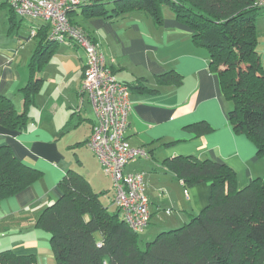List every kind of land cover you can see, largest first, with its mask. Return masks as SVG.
<instances>
[{"label": "crops", "instance_id": "0c3cea01", "mask_svg": "<svg viewBox=\"0 0 264 264\" xmlns=\"http://www.w3.org/2000/svg\"><path fill=\"white\" fill-rule=\"evenodd\" d=\"M113 8L112 3L104 6L110 17H86L77 8L70 18L97 46L115 79L130 86L125 137L147 157L129 162L124 172L142 175L150 212L142 233L151 240L187 223L210 197L206 183L185 188L165 165L167 159L194 157L225 164L237 174L241 189L264 177V156H258L245 134L234 132L228 119L231 104L222 95L217 74L209 70L207 50L193 43L190 28L167 5L161 6L160 23L143 10L115 14ZM8 9L0 4V96L9 98L21 112L20 90L30 79V63L38 47L35 36L45 23L17 17L19 26L10 30ZM33 28L35 36L30 35ZM256 29L264 67V8ZM56 45L48 49L44 67L34 73L43 82L28 110L27 129L17 132L0 125V146H8L21 163L41 173L29 187L0 201V252L10 249L17 255H32L35 264H57L49 234L35 222L60 197L58 183L68 170L81 174L96 193L101 182L109 179L113 196L108 206L116 209L112 181L102 174L86 144L95 120L90 104L80 100L78 93L85 53L73 42ZM165 75L166 79L177 75L179 82L173 78L162 82Z\"/></svg>", "mask_w": 264, "mask_h": 264}, {"label": "trees", "instance_id": "16d2710c", "mask_svg": "<svg viewBox=\"0 0 264 264\" xmlns=\"http://www.w3.org/2000/svg\"><path fill=\"white\" fill-rule=\"evenodd\" d=\"M111 12L143 10L156 23L167 5L177 20L191 30V39L209 54V70L217 74L222 95L231 104L229 122L235 133L245 134L264 155V67L257 52L256 19L262 11L256 0H103L82 6L86 17H110ZM6 6V1L0 3ZM8 6V5H7ZM9 8V6H8ZM10 30L19 26L9 8ZM69 20L72 25H77ZM48 25L35 37L38 47L30 63L31 76L21 88L23 110L0 96V125L13 131L27 129L28 110L42 85L35 78L47 63L54 44ZM162 82L179 77L162 76ZM129 86V85H128ZM130 88V86H129ZM207 130V127L204 126ZM204 130V131H205ZM165 165L185 188L206 183L208 205L184 225L141 241L116 206L109 211L87 180L68 170L58 183L60 197L38 216L35 226L49 234L57 264H264V177L239 189L237 174L227 165L194 157L167 159ZM41 173L21 163L8 146H0V201L26 189ZM32 255L0 252V264H35Z\"/></svg>", "mask_w": 264, "mask_h": 264}, {"label": "built area", "instance_id": "2783aa9c", "mask_svg": "<svg viewBox=\"0 0 264 264\" xmlns=\"http://www.w3.org/2000/svg\"><path fill=\"white\" fill-rule=\"evenodd\" d=\"M19 18L40 19L48 25V40L73 42L85 53L83 78L78 93L90 104L95 123L86 144L97 158L103 173L113 184L114 203L126 225L142 233L150 222L149 202L143 193L142 175L125 173V166L146 152L133 147L125 137L131 109L129 86L115 79L106 67L102 54L88 34L72 25L69 14L89 3L103 0H4ZM264 8V0H257ZM36 29L30 31L35 36Z\"/></svg>", "mask_w": 264, "mask_h": 264}, {"label": "rangeland", "instance_id": "374dc122", "mask_svg": "<svg viewBox=\"0 0 264 264\" xmlns=\"http://www.w3.org/2000/svg\"><path fill=\"white\" fill-rule=\"evenodd\" d=\"M38 21L41 22L40 20H36V22H38ZM54 45L57 46L56 43H54ZM59 45H61V44H59ZM262 156H264V155H262ZM102 174L104 175L103 171H102ZM97 193L98 194H101V200H102V202H104V204H107V206H108V203H110L109 200L113 196V189H112V185H111L109 179L106 178L105 181H102L101 182L100 186L98 187ZM108 207L110 208L109 209L110 211H114V209H115V208H111L110 206H108ZM162 216H163L162 219L164 220V218H166L167 215L164 214ZM150 227L151 226H149V228ZM139 238H140L141 241H144V240H148L149 239V237L145 235V232L144 233H139Z\"/></svg>", "mask_w": 264, "mask_h": 264}]
</instances>
